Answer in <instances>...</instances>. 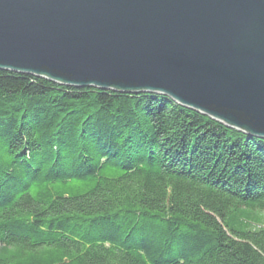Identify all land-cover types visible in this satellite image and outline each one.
Segmentation results:
<instances>
[{
	"label": "trees",
	"instance_id": "trees-1",
	"mask_svg": "<svg viewBox=\"0 0 264 264\" xmlns=\"http://www.w3.org/2000/svg\"><path fill=\"white\" fill-rule=\"evenodd\" d=\"M0 264H264V137L0 69Z\"/></svg>",
	"mask_w": 264,
	"mask_h": 264
},
{
	"label": "water",
	"instance_id": "water-1",
	"mask_svg": "<svg viewBox=\"0 0 264 264\" xmlns=\"http://www.w3.org/2000/svg\"><path fill=\"white\" fill-rule=\"evenodd\" d=\"M0 69L157 92L264 137V0H0Z\"/></svg>",
	"mask_w": 264,
	"mask_h": 264
}]
</instances>
